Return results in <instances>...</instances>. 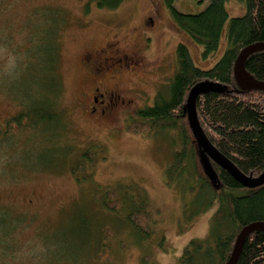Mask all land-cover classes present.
Here are the masks:
<instances>
[{"label":"rangeland","instance_id":"rangeland-1","mask_svg":"<svg viewBox=\"0 0 264 264\" xmlns=\"http://www.w3.org/2000/svg\"><path fill=\"white\" fill-rule=\"evenodd\" d=\"M173 4L182 13H199L209 0ZM226 9L230 18L246 13L242 0H229ZM57 38L61 88L52 96H57L65 128L33 127L13 152L18 167L6 166L12 159L6 158V144L0 143V204L29 217L9 241L0 233V253L6 243L14 245V256L0 254V264H184L182 254L190 241L208 236L217 202L203 208L195 190L184 187L179 176L167 182L166 170L175 152L183 149L181 129L133 134L127 128L140 109L155 104L158 94L169 95L180 43L189 48L196 66L209 69L226 51V36L215 54L204 57L202 46L177 28L166 0H124L113 10L99 8L96 0H0V125L19 112L18 102L38 101L42 91L50 89L40 69ZM101 48L109 49V58L119 51L120 56L140 53L143 66L132 62L131 68L117 71L118 79L99 84L82 58ZM130 69L132 76L125 73ZM117 84L124 97L133 100L132 110L114 118L89 113L92 88L97 85L99 95ZM18 128L13 124L0 129V139L24 129ZM24 130L29 133L30 128ZM7 144L14 145L11 138ZM92 146L98 148L97 160L89 165L93 183L72 173ZM205 167L212 169L207 155ZM109 189L120 191L122 206L117 211L103 204ZM138 193L152 216L147 236L128 222L131 200ZM31 198L34 204L28 205ZM0 219V229L6 232L23 217L0 208ZM106 229L114 235L106 238ZM197 264L216 261L200 258Z\"/></svg>","mask_w":264,"mask_h":264},{"label":"trees","instance_id":"trees-1","mask_svg":"<svg viewBox=\"0 0 264 264\" xmlns=\"http://www.w3.org/2000/svg\"><path fill=\"white\" fill-rule=\"evenodd\" d=\"M123 1L96 0L99 8L112 10ZM166 1L177 28L202 46L204 57L219 50L224 36L228 47L213 67L201 69L194 63L189 48L180 43L177 48L178 70L171 81L169 95L158 94L155 104L140 109L138 118L127 129L133 134L156 129H181L183 149L175 152V159L166 170L167 182L174 183L179 176L184 187L188 185L195 190L203 208L216 202L218 205L211 218L208 236L191 240L184 249L182 262L197 264L200 258H213L216 264H226L240 231L251 223L264 221V184L245 187L211 160L212 169L208 171L188 121V98L191 89L200 82L210 81L223 86L221 92L210 91L197 97L195 111L200 126L211 144L242 173L250 177L261 176L264 173V91H241L235 81L234 66L245 47L264 42V0H242L246 13L233 18L226 9L229 0H209V5L199 13H182L175 8L174 0ZM58 42L57 38L48 49V62L40 69L41 74L49 78L44 85L49 83L50 89L42 91L38 101L24 103L25 108L38 117L41 130L53 124V129L57 126L65 128L57 96H52L61 88ZM245 66L256 79L264 82V51L250 55ZM92 148L85 151L72 171L83 174L81 181L91 183L94 176L89 165H94L98 158V148ZM183 174L188 177L183 178ZM190 175L194 178L190 179ZM118 192L105 191V208L117 211L122 206ZM122 194L125 196L126 193ZM142 195L138 193L137 198L132 197L130 206L134 209L128 215V222L135 232L147 236L151 233L152 216ZM106 230V238L114 235L111 230ZM237 264H264V230L249 235Z\"/></svg>","mask_w":264,"mask_h":264},{"label":"flooded vegetation","instance_id":"flooded-vegetation-1","mask_svg":"<svg viewBox=\"0 0 264 264\" xmlns=\"http://www.w3.org/2000/svg\"><path fill=\"white\" fill-rule=\"evenodd\" d=\"M107 48L111 47L109 43H107ZM107 48H101L97 50H92L88 51L85 55L84 58H82V62L88 71L92 73L94 78L98 79L99 84L103 83L106 80H113V79H118L119 75L117 71L122 70L123 67H128L131 68V63L133 62L137 66H143L142 65V59L143 55H140V53L136 55H125V56H120V51L118 53H115L116 55H113L111 58L108 57L109 55V49ZM125 57V58H123ZM150 69V68H149ZM113 71V73H111ZM132 70L125 72L129 75L132 76V73H130ZM124 72V71H122ZM120 85H115V87L108 88L105 93H101L99 95V87L95 85L92 88V95H91V109L89 110V113L91 114H98L99 117L101 118H114L117 114L128 111L132 108L133 105V100L131 99H126L123 95L124 91L122 88L119 87ZM114 88V89H113ZM133 89L130 88L127 91H132ZM20 105L19 112H16L15 114L12 115V118H7L6 119V125L1 124L0 129L5 130L6 126L8 125H13L16 124L18 127H23L26 129L27 127L30 128L29 133H25V130L20 129L18 130L15 135L9 136L6 135L3 139H0V143L6 144V149L5 152L6 158H10V162L6 161L8 166L10 164L18 167L15 158H14V150L19 146L20 138H24L25 136H29L32 128L35 127L38 124V117L33 113H31V110L25 108L24 103L22 101L18 102ZM137 108L133 109V113H135ZM132 110V109H131ZM11 138L12 143L14 145L8 146L7 140ZM9 155V156H8ZM11 167L10 169H13L14 167ZM18 174L17 173H12L11 177L14 179V177ZM28 205H33L34 204V199L31 198L28 201ZM0 208H3L4 210L10 212L12 215H19L23 217V220L19 224H14L11 229H7L6 232H3L1 229V235L2 237L6 240L9 241L10 237L15 233L17 229L23 228L26 223L29 220L28 214L25 213V211L21 210H10L8 208H5L2 204H0ZM4 221L0 219V226L2 225ZM13 223H9L8 227H10ZM25 224V225H24ZM38 234L40 235V230L38 231ZM7 247L2 251L0 254L2 255H12L13 254V249L14 245L11 243H6Z\"/></svg>","mask_w":264,"mask_h":264},{"label":"water","instance_id":"water-1","mask_svg":"<svg viewBox=\"0 0 264 264\" xmlns=\"http://www.w3.org/2000/svg\"><path fill=\"white\" fill-rule=\"evenodd\" d=\"M264 51V42L255 43L245 47L238 55L235 66H234V76L235 81L241 91H252V90H262L264 91V82L256 79L250 72L247 71L245 63L250 55ZM223 86L218 83H213L210 81H204L196 84L190 91L187 106V116L190 124L192 133L197 141L200 148L203 160L205 162L206 155L209 160L215 162L221 168L228 171L239 183L245 187H259L264 184V173L259 177H250L242 173L229 159L222 155L206 138L203 130L200 126L196 111L195 102L198 96L202 94L213 92H221ZM208 171H210L208 169ZM212 176L215 174L212 172ZM264 230V221L254 222L245 226L237 236L232 254L230 259L226 264H237L245 241L249 235L255 231Z\"/></svg>","mask_w":264,"mask_h":264}]
</instances>
